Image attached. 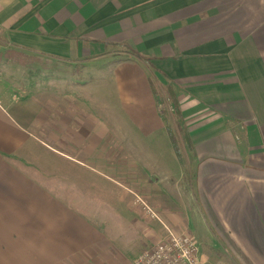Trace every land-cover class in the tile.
I'll return each instance as SVG.
<instances>
[{"label": "crops", "instance_id": "crops-1", "mask_svg": "<svg viewBox=\"0 0 264 264\" xmlns=\"http://www.w3.org/2000/svg\"><path fill=\"white\" fill-rule=\"evenodd\" d=\"M87 79L119 118L78 113ZM136 196L264 255V0H0V264H130L163 235Z\"/></svg>", "mask_w": 264, "mask_h": 264}, {"label": "rangeland", "instance_id": "rangeland-1", "mask_svg": "<svg viewBox=\"0 0 264 264\" xmlns=\"http://www.w3.org/2000/svg\"><path fill=\"white\" fill-rule=\"evenodd\" d=\"M84 82L85 84L83 86H75L73 89V92L75 90L77 91L75 92L74 104L78 108V113L85 115L86 117L88 115L86 110H92L93 113L91 114L93 116L95 115L94 117L99 118L102 121L106 120V122H108V115H106L105 113L103 114V112L100 111H95V109H98V105L104 104L108 108V110L111 111V113H114V115L119 118L118 112L116 110H113V105L110 103V100L113 99L111 98L110 91L108 90L109 84H104L102 79H97L93 81L87 79ZM60 87H63V84L61 85L60 83H58V90H60ZM88 88H90V91ZM104 88L108 90L106 96L104 94ZM60 104L63 105L62 102H59V105ZM55 108L57 111L61 110V107L57 104ZM46 124L47 126L49 125L48 119L46 121ZM46 124H42L43 129ZM29 130L39 140L45 142L46 144L48 143V140L45 138V136L42 133L38 132L36 128L31 126L29 127ZM41 151H45L44 148H42ZM42 157L43 161H50L47 156L42 155ZM75 170H77L76 167ZM77 171L74 172L77 173ZM92 183L95 182H90L89 186L86 188H82L84 187L83 184H80L78 186L80 192L82 194L84 193L83 200L88 202V208H94L95 214L98 215L99 211L102 210L103 214L106 215V206H116V204L112 200L113 197L109 196L108 194L106 195L105 191L98 187L93 188V186L91 185ZM126 197L130 198V196ZM186 214L187 213H184V215ZM190 216L191 215H189L188 217ZM190 224V230L191 232H193L196 240L199 242V264H264V255L260 253L255 254L253 252V248L251 249L249 245H238L241 250H237L236 252L233 251V249L229 245H226L223 240L217 238V230L211 225L208 220L204 224L198 219H195L194 221L193 217L191 216ZM211 232L213 233V237H210ZM214 238L218 241L215 244ZM212 242L213 244L211 245L210 243Z\"/></svg>", "mask_w": 264, "mask_h": 264}, {"label": "built area", "instance_id": "built-area-1", "mask_svg": "<svg viewBox=\"0 0 264 264\" xmlns=\"http://www.w3.org/2000/svg\"><path fill=\"white\" fill-rule=\"evenodd\" d=\"M157 108L161 113L165 110L173 114V107L162 91ZM135 203L141 206L147 216L161 224L163 235L156 243L138 253L130 264H199V246L195 239L174 232L139 196H136Z\"/></svg>", "mask_w": 264, "mask_h": 264}, {"label": "trees", "instance_id": "trees-1", "mask_svg": "<svg viewBox=\"0 0 264 264\" xmlns=\"http://www.w3.org/2000/svg\"><path fill=\"white\" fill-rule=\"evenodd\" d=\"M166 98H168V97H166ZM171 103H173V105H171L172 107H173V116H174V109H175V107H174V100H173V98L171 97V101H170ZM176 110V109H175ZM175 127H176V124H175ZM176 128H178V127H176ZM169 130H170V128H169ZM171 132V131H170ZM175 134H176V131H175V129L174 128H172V132L170 133V135H171V139L173 140V144H174V142H175ZM175 145V144H174ZM176 147V146H175Z\"/></svg>", "mask_w": 264, "mask_h": 264}]
</instances>
